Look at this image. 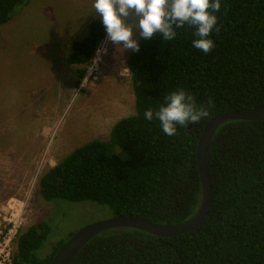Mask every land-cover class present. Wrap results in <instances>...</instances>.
<instances>
[{"label": "trees", "instance_id": "16d2710c", "mask_svg": "<svg viewBox=\"0 0 264 264\" xmlns=\"http://www.w3.org/2000/svg\"><path fill=\"white\" fill-rule=\"evenodd\" d=\"M28 0H0V25ZM215 47L207 54L192 45L194 28L176 29L172 41L159 34L139 39L127 68L135 113L117 120L107 140H90L69 152L39 179L50 201L90 200L113 216H136L172 224L198 207L201 183L196 164L199 135L212 116L264 106V0H220ZM106 36L100 18L71 44L67 60L77 81ZM184 90L207 118L177 125L166 135L144 112L158 110L164 97ZM211 102V103H209ZM189 126V127H188ZM212 201L203 222L175 236L115 228L92 237L69 264H264V121L230 120L218 127L209 161ZM50 233L41 221L20 232L13 264H49L66 239L45 257L37 255ZM73 233V232H72ZM71 233V234H72ZM70 234V235H71Z\"/></svg>", "mask_w": 264, "mask_h": 264}, {"label": "rangeland", "instance_id": "374dc122", "mask_svg": "<svg viewBox=\"0 0 264 264\" xmlns=\"http://www.w3.org/2000/svg\"><path fill=\"white\" fill-rule=\"evenodd\" d=\"M92 5L28 0L0 25V228L9 213L17 234L46 221L50 233L37 250L40 257L85 224L113 216L107 205L90 200H44L41 175L74 148L107 140L117 120L135 113L130 50L122 51L106 34L99 48L107 53L94 64L95 52L80 81L78 66L67 60L72 42L87 33L91 20L101 19ZM133 38L141 39L138 29Z\"/></svg>", "mask_w": 264, "mask_h": 264}, {"label": "clouds", "instance_id": "9594fccd", "mask_svg": "<svg viewBox=\"0 0 264 264\" xmlns=\"http://www.w3.org/2000/svg\"><path fill=\"white\" fill-rule=\"evenodd\" d=\"M92 7L101 17L106 39L122 45V51H139L140 45L133 38L134 28L138 29L140 38L151 39L159 34L164 40L172 41L177 36L176 29L187 26L194 28L193 47L207 54L215 47L210 34L214 29L220 30L215 15L221 11L220 0H93ZM129 17L136 19L129 22ZM102 53H107V48L97 49L94 64ZM164 100L158 110L147 109L144 117L158 120L166 135H175L177 125L196 124L209 116L208 108L198 107L194 97L184 90L171 92Z\"/></svg>", "mask_w": 264, "mask_h": 264}, {"label": "water", "instance_id": "95a60500", "mask_svg": "<svg viewBox=\"0 0 264 264\" xmlns=\"http://www.w3.org/2000/svg\"><path fill=\"white\" fill-rule=\"evenodd\" d=\"M239 119L264 121V106L219 113L208 119L204 125L196 145V164L201 183V196L198 207L188 218L172 224H161L136 216L120 215L93 221L73 232L58 248L49 264H69L92 237L110 229L136 228L157 236H175L197 228L208 214L212 201L209 161L213 135L223 123Z\"/></svg>", "mask_w": 264, "mask_h": 264}, {"label": "built area", "instance_id": "2783aa9c", "mask_svg": "<svg viewBox=\"0 0 264 264\" xmlns=\"http://www.w3.org/2000/svg\"><path fill=\"white\" fill-rule=\"evenodd\" d=\"M15 218L13 213H9V218L3 217L6 224L0 228V264H13L12 241L16 239L18 235L16 227H19Z\"/></svg>", "mask_w": 264, "mask_h": 264}, {"label": "bare ground", "instance_id": "6f19581e", "mask_svg": "<svg viewBox=\"0 0 264 264\" xmlns=\"http://www.w3.org/2000/svg\"><path fill=\"white\" fill-rule=\"evenodd\" d=\"M4 197V196H3Z\"/></svg>", "mask_w": 264, "mask_h": 264}]
</instances>
